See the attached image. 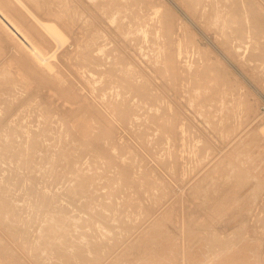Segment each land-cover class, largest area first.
I'll list each match as a JSON object with an SVG mask.
<instances>
[{
	"label": "rangeland",
	"instance_id": "374dc122",
	"mask_svg": "<svg viewBox=\"0 0 264 264\" xmlns=\"http://www.w3.org/2000/svg\"><path fill=\"white\" fill-rule=\"evenodd\" d=\"M21 1L41 16L27 0ZM76 1L83 5L84 0ZM120 1L106 0V8H101L106 14L118 12L113 23L103 11L87 9L97 16L86 43L75 53L78 30L61 26L68 38L56 56L61 85L30 67L20 49L0 33V186L12 184L0 189V203L10 216L0 227L4 243L21 254L22 246L34 243L39 224L35 219L42 212L32 208L39 198L38 193L35 199L30 196L32 189L67 207L69 221L76 223L54 247V254L66 260L96 245L100 259L105 258L99 264H179V258L186 264H264V0H244L245 9L234 7L225 25L214 23L210 11L202 12L209 0ZM154 6L160 8L157 15H152ZM8 8L13 16L22 14ZM71 13L73 20L80 14ZM139 15L149 21L137 20ZM159 15L170 23L165 30L170 35L161 33L167 27L162 18L157 20ZM237 18L238 28L233 27ZM158 24L161 28L154 29ZM138 27L152 35L130 36L129 30ZM100 28V39L89 40L91 31ZM158 33L166 37L156 38ZM125 81H132L129 89ZM137 84H147L142 87L145 93L148 87L147 98H140ZM135 86L137 94L132 92ZM121 102L128 107L125 114L110 109L116 103L123 106ZM104 131L110 134L107 141L101 138ZM81 177L94 178L95 186L90 188L86 180L78 184ZM8 202L16 213L24 212L14 236L5 229L11 225ZM102 204L110 206L103 207L102 222L88 226L86 220L102 210ZM82 206L88 207L86 212ZM28 222H33L28 227L31 237L19 239L18 229ZM100 223L113 233L103 235L100 231L107 227ZM125 226L127 231H122ZM82 233L87 240L79 238ZM207 234L220 236L215 238L219 241L223 237V243L214 249L204 242ZM41 256L49 264L46 253Z\"/></svg>",
	"mask_w": 264,
	"mask_h": 264
},
{
	"label": "bare ground",
	"instance_id": "6f19581e",
	"mask_svg": "<svg viewBox=\"0 0 264 264\" xmlns=\"http://www.w3.org/2000/svg\"><path fill=\"white\" fill-rule=\"evenodd\" d=\"M30 4H32L40 13H41V16H37L36 14H34L26 5H24V3L21 1V0H0V33L1 34H3L8 40H10V41H12V43H13V45L16 47V48H18V50L20 51V53H21V57L25 60V62L26 63H29V66L30 67H32L33 69H35V70H37V71H39V72H42V73H46V76H50L49 78H51L52 80H55L54 82L57 84V85H61L63 82H64V80H62V78L60 77V75H59V73H57V70H56V56H57V54H58V52L61 50V48L62 47H64L65 46V44L67 43V41H68V38H67V36L64 34V32L61 30V26H62V28L63 29H68V30H70V31H75V30H78V33H79V39L77 40V43L73 46V49H72V53H75V52H77V51H79L80 50V48H81V44H82V42H84V43H86V40L88 39V37H87V33L89 32V30L92 28V26H91V24H92V19H94V18H96V16L97 15H95V16H91V15H89L88 14V10L87 9H95L97 12L99 11H103V13H105L104 11L105 10H103L104 8H106V7H104V5H105V3H106V0H104V2H103V0L101 1H99V0H84V2H83V5H81L80 4V2L79 1H76V0H27ZM82 1V0H81ZM108 1V0H107ZM110 1V0H109ZM118 1V0H117ZM122 1V0H121ZM121 1L119 2V3H121ZM126 1V0H125ZM128 1V0H127ZM229 3H231V4H229ZM104 4V5H103ZM127 4V3H126ZM126 4L124 5V6H126ZM138 4H141L140 2L139 3H137L136 2V5H138ZM12 6V7H14V8H18L20 11H21V15H19L20 17H18V16H13V15H11L10 14V12H9V8H8V6ZM109 5H111L110 3L108 4V5H106L107 6V8H109L110 6ZM120 6L121 5H123V4H119ZM109 6V7H108ZM208 6V7H207ZM103 7V9L101 10V8ZM121 7H123V6H121ZM153 6H151L150 8H152ZM238 8V9H240V8H243V9H245V4H244V0H209V3L207 2L206 3V6H205V8L202 10V12L205 14V13H207L208 11H210V14L213 16V18L214 17H216V21L214 22V23H220V24H223V25H225V24H227L228 23V17H229V15H231V13H232V10H233V8ZM124 8V7H123ZM154 8H155V6H154ZM158 9H154V13H152L151 12V9H148V10H150L149 12L150 13H152V15H157L158 13H159V7H157ZM118 9V11H119V9H120V7L119 8H117ZM207 9V10H206ZM116 10V9H115ZM121 10V9H120ZM75 12V14H74V16L77 14L78 15V12L80 13L79 14V16L77 17V19H78V21H76L75 19L73 20L72 18V13L71 12ZM114 12V11H113ZM117 14H118V12L117 11H115ZM135 12H137V11H135ZM134 12V13H135ZM217 12H219V14H217ZM116 13H113V14H111L110 12L109 13H105L104 15H108V17H107V19H108V22H110V23H113L114 22V20H115V17H113V15L115 14L116 16H117V14ZM147 13H148V11H147ZM147 13L145 14V15H147ZM161 13H162V10H161ZM109 14H111V15H109ZM120 14V13H119ZM137 14V13H136ZM215 14H217V15H219L220 17L218 18L217 16H215ZM138 15V14H137ZM145 15H143L144 17H146ZM151 15V16H152ZM72 18H71V17ZM134 16V15H133ZM149 16H150V14H149ZM160 17L157 19V20H159V19H161L160 21H163V16L161 17V15H159ZM140 17H142V15H139V18H137V20H141V22H143V21H145L146 20V18H147V20L149 19V17H146V18H144V17H142L143 19H145V20H143L142 18H140ZM75 18V17H74ZM135 18V17H134ZM133 18V19H134ZM22 19H25L24 21L22 20ZM118 19V18H117ZM238 20H235L234 22H233V24H234V26L233 27H236V28H238L240 25H241V19L240 18H237ZM136 20V22H138ZM154 20H155V18H154ZM118 21V20H117ZM119 21H120V19H119ZM135 21V19L133 20V22ZM149 21V20H148ZM147 21V22H148ZM156 21V20H155ZM217 21H219V22H217ZM139 23L138 22V24H142V23ZM159 21H157L156 23H158ZM163 22H166L165 20L163 21ZM163 22H161L160 24L162 25V29L163 28H166L167 26H166V24L168 23V22H166V23H164L165 24V26L166 27H164V25L162 24ZM118 23V22H117ZM132 23V22H131ZM149 23V22H148ZM119 24V23H118ZM117 24V25H118ZM132 24H136V26H137V23H132ZM145 24V23H144ZM153 24V23H152ZM170 23H168L167 25H169ZM216 24H215V26H216ZM220 24H217V25H220ZM150 25H151V23H150ZM150 25H149V27H150ZM119 26V25H118ZM131 26V25H130ZM135 25H132V28L134 29V28H136V27H134ZM140 26V25H139ZM155 26H159V24L158 25H154V27ZM181 26V25H180ZM120 27V26H119ZM118 27V28H119ZM141 27V26H140ZM140 27H138L137 29H136V31H134V30H132L133 32H131L130 30H129V32L130 33H132V34H130V36L131 35H133V34H135V32L136 33H138V35H139V33H141V35H143L142 37L145 39V37H146V34L148 33V34H151V28H152V26L150 27V30L148 31V30H144L143 28H140ZM143 27V26H142ZM144 27H146V25L144 26ZM149 27H146V29L147 28H149ZM160 27V26H159ZM159 27H155L154 29H159ZM169 27H171V26H169ZM216 27H218V26H216ZM220 27V26H219ZM223 27V29L224 28H226V26H221V28ZM117 28V27H116ZM129 28V27H128ZM127 28V29H128ZM131 28V29H132ZM161 28V27H160ZM126 29V30H127ZM139 29V30H138ZM161 29V30H162ZM170 29V28H169ZM168 29V27L166 28V29H164V31H162L161 33H165V32H167V34H169V32L168 31H165V30H169ZM102 30L103 29H94V30H92L91 31V34H90V37H89V40L90 39H92L93 41L95 40V41H98L100 38V36L99 35H101L102 34ZM118 30V29H117ZM119 30H120V28H119ZM161 30H158V32H160ZM171 32H172V30H170ZM153 33L155 32V31H152ZM124 33V32H123ZM163 33V34H164ZM172 33H176L175 31H173ZM171 33V35L173 36V34ZM125 34H126V32H125ZM147 34V35H148ZM155 34H156V32H155ZM159 35H158V37H156V38H161V37H159L160 35H163V34H160V33H158ZM166 34V35H167ZM124 35V34H123ZM129 35V33L127 34V36ZM136 36H137V34H135ZM152 35V34H151ZM170 35V34H169ZM176 36H177V34H175ZM41 36L46 40V42H47V48H45V44L42 42V38H41ZM102 36V35H101ZM134 36V35H133ZM140 36V35H139ZM156 35H154V37H155ZM165 35H163L162 36V38L164 37ZM168 36V35H167ZM172 36H168V38L167 39H169L170 37H172ZM179 36H181V35H179ZM125 37H126V35H125ZM141 37V39H143ZM153 37V36H152ZM153 37V38H154ZM166 37V36H165ZM180 38V37H179ZM182 38V37H181ZM180 38V39H181ZM248 38H249V35H248ZM150 39V38H149ZM148 39V40H149ZM176 39V38H175ZM147 40V39H146ZM147 40V41H148ZM157 41H158V39H156ZM161 40V39H160ZM159 40V41H160ZM165 40V39H164ZM182 40V39H181ZM144 41V40H143ZM154 41H155V38H154ZM170 42H171V40H170ZM169 42V43H170ZM177 42H178V40H177ZM141 43H142V41H141ZM144 43V42H143ZM146 43V42H145ZM144 43V44H145ZM154 43H156V41L154 42ZM154 43H152V44H154ZM158 43V42H157ZM182 43H183V40H182ZM148 44H151L150 43V41H149V43ZM173 44H175V43H173ZM161 45V44H160ZM159 44H158V46H160ZM170 46L172 45V44H169ZM151 46H153V45H151ZM156 46H157V44H156ZM152 47V48H156V50L158 49V47ZM162 47V46H161ZM161 47H159V48H161ZM163 47H165L166 48V46H163ZM172 47V46H171ZM174 47V46H173ZM175 47H176V44H175ZM174 47V48H175ZM142 48V47H141ZM182 48H183V44H182ZM140 49V48H139ZM164 49V48H163ZM143 49H141L140 51H142ZM182 50V49H181ZM96 51H97V53L99 54H101V52H103V47L102 46H99L97 49H96ZM152 51V50H151ZM159 51V50H158ZM160 51H161V49H160ZM163 51V50H162ZM161 51V52H162ZM176 51V50H175ZM183 51V50H182ZM159 52H157V54H158ZM182 53V52H181ZM176 54H177V52H176ZM180 55V54H179ZM169 56V55H168ZM159 57H160V55H159ZM171 58H173V56L172 55H170L169 56V59L171 60ZM156 60H158L159 61V63L158 64H160L161 65V63H160V59L158 58H156ZM158 61H156V62H158ZM155 62V63H156ZM2 63V62H1ZM1 63H0V67H1ZM4 64V63H3ZM157 64V65H158ZM160 65H158L157 67H159ZM188 65V64H187ZM123 66V65H122ZM190 66V65H189ZM125 67V66H124ZM263 68L264 67H261V69L263 70ZM15 70V69H14ZM120 70H121V68H120ZM124 71V70H123ZM161 70H159V72H160ZM126 73L125 74H127V71H125ZM164 71H162V73H163ZM10 73H12V72H10ZM15 73H17V72H15ZM161 73V72H160ZM165 73V72H164ZM163 73V74H164ZM18 74V73H17ZM123 74V73H122ZM15 75V74H14ZM125 76V75H124ZM127 76H130L129 74L127 75ZM131 76H132V72H131ZM126 77V76H125ZM134 76H132L131 78H133ZM14 80V79H13ZM12 81V80H11ZM17 81V80H16ZM15 80H14V82H16ZM91 81V82H90ZM90 83L91 84H93L92 86H95L96 84H97V81L94 79V75L92 74V76H91V79H90ZM10 82V81H9ZM88 82V83H89ZM130 82V81H129ZM125 83V86H127L128 87V89H129V85L131 86L132 85V81L129 83V85H128V81H125L124 82ZM134 83V82H133ZM144 83H147V81L146 82H144ZM143 83V84H144ZM2 84H3V82H2ZM5 84V83H4ZM4 84L2 85V86H4ZM6 84H8V83H6ZM5 84V85H6ZM11 84V83H10ZM149 84V83H148ZM9 85V84H8ZM12 85V84H11ZM150 85V84H149ZM148 85V86H149ZM89 87H91L90 85H88ZM124 86V87H125ZM138 86H140V85H138L137 84V87ZM145 87V86H147V84L146 85H142V87ZM133 87V86H132ZM136 86H135V88H133V90H132V92H135L136 91V88H137ZM142 87H138V89H139V92H138V89H137V92L140 94V98H143V97H145V98H147L146 97V94H148V92H147V88H146V93H145V89L144 88H142ZM90 89H92V88H90ZM93 89H94V87H93ZM127 89V90H128ZM132 88L130 87V90H131ZM135 89V90H134ZM95 91V90H94ZM197 91H198V89H197ZM137 92H135V94H137ZM195 93H196V91H195ZM106 94V93H105ZM139 94H138V96H139ZM102 96H103V94H102ZM101 96V97H102ZM145 98H143V99H145ZM154 98V97H153ZM157 99L159 98V97H156ZM102 99V98H101ZM100 99V100H101ZM107 99V98H106ZM239 100L241 99L240 97L238 98ZM103 101H104V99H102ZM152 100H155V98L154 99H152ZM235 100V99H234ZM102 101V104L104 103V102H106V103H108V104H110V102L109 101H104L103 102ZM234 102H238L237 101V99L234 101ZM240 102H241V100H240ZM105 103V104H106ZM121 105H123V103L121 102L120 103ZM236 104V103H235ZM239 104V103H238ZM107 106H109V105H107ZM114 106V104L111 106V108L110 109H112L113 111H120L122 114H125L126 113V111H127V109H128V107H127V105L124 107V105L123 106H120L119 105V103L117 104L116 103V105H115V107H113ZM113 107V108H112ZM8 109V108H7ZM110 109H108V110H110ZM9 110H12L11 108H9ZM111 110V111H112ZM8 111V110H7ZM10 112V111H9ZM6 114H8V112L6 113ZM10 115V114H9ZM5 116L6 115H4V119H6L5 118ZM1 118H3V116L1 117ZM9 118V117H8ZM7 118V119H8ZM6 119V120H7ZM1 120V119H0ZM4 121V120H3ZM3 121H1V122H3ZM9 126V125H8ZM162 129V128H161ZM169 129V131L172 129V128H168ZM158 130H159V132L161 131V133H162V130H160V127L158 128ZM157 130V131H158ZM172 131V130H171ZM167 132V131H166ZM158 134H160V133H158ZM167 133H164L163 135H166ZM261 134H262V136H261ZM108 135H110L109 134V131H104L103 132V134H102V136H101V138H105V140L107 139L108 140V138L107 137H110V136H108ZM163 135H160V136H163ZM165 137V136H164ZM260 137H263V138H261V140H264V123H262V125H261V133H260ZM163 138V137H162ZM106 140V141H107ZM264 142V141H263ZM262 142V143H263ZM194 148V147H193ZM196 149V148H195ZM193 150V149H192ZM190 152H192V151H190ZM190 152H189V154H190ZM195 153V152H194ZM193 155V154H192ZM195 155H196V153H195ZM50 158H52L51 156H49ZM190 157V156H189ZM96 158H97V156H96ZM95 158V159H96ZM100 158V157H99ZM99 158H97L98 160H99ZM102 158V157H101ZM192 158V157H191ZM96 159V160H97ZM190 159V158H189ZM73 163V162H72ZM74 164V163H73ZM237 169H235V172H236V170H238V166L236 167ZM239 168H240V166H239ZM239 171L240 170H238V172L237 173H239ZM241 175H242V178H244V177H246V176H244L242 173H240ZM241 175H240V177H238V175H237V177L238 178H241ZM235 176H236V174H235ZM244 176V177H243ZM248 177V176H247ZM246 177V179H248ZM245 179V180H246ZM83 180H86V182L88 183V185L90 186V188H92V187H94L95 186V184H96V180L94 179V178H92V177H86V178H84V177H81L80 179H78V184H81L82 182H83ZM240 180V179H239ZM18 182H19V180H17ZM17 181H15V183H17ZM21 181V185H22V180H20ZM241 181V180H240ZM9 182L10 181H8V183L7 184H9ZM12 182H14V181H12ZM23 183H25L24 181H23ZM153 183V182H152ZM151 183V184H152ZM155 183V182H154ZM6 184V185H7ZM17 184H19L20 185V183H17ZM156 184V183H155ZM25 185H26V183H25ZM25 185H22V186H25ZM154 185V184H153ZM8 186H12V184L10 183ZM8 186H5V184H4V186L2 185V186H0V189H2V191L3 190H7V188H9ZM109 185H107L106 187H108ZM157 185H155V187H156ZM248 186V185H247ZM5 187H7L6 189H5ZM19 187H21V186H19ZM150 187L152 188V186L150 185ZM151 188H150V190H151ZM157 188V187H156ZM155 188V189H156ZM246 188V187H245ZM28 191H32L33 193H35V195L32 193H30L31 195L30 196H36V194L38 193V197L39 198H37V196H36V199H38V202H35V205L34 206H32V208H33V210L35 211V213L36 214H38L39 212H42V216L40 217V218H36V217H34V218H36L35 219V221H37L39 224H37L38 226L36 227V229L38 228V233H37V235H36V237H35V239H34V243H31V244H29V247H27V246H22L23 247V250H24V253L22 252V254H25L26 256H22V258H21V252L19 253V251L17 252H15V251H13V250H11L8 246H9V244H7V243H4V239H3V237L1 236V234H0V264H44V262L46 261V259L45 258H43L41 255L43 254V253H46V255H47V257H48V261H49V264H99V262L101 261L102 263H103V261H105V258L103 259V260H101L100 259V253H101V251H100V249L98 250V247L96 248V245H90V246H88V248L85 250V251H83V252H77V253H73V254H71V255H68L67 256V260L66 259H64V258H61V257H59L57 254H54V247H55V245H56V242H61L62 241V239L64 238V235L66 234V232H69L71 229H73V228H76V223H74V222H72V221H69V218H68V216H67V207H63V206H61V205H59V206H57V205H55V203L57 204V202H53V199L51 200L52 202H49V197L48 196H46V193L45 192H36V191H33L32 189H29ZM157 192L159 191L158 189L156 190ZM231 191H232V189H231ZM5 192V191H4ZM156 192V193H157ZM153 193V192H152ZM27 194V193H26ZM1 195H2V193L0 192V197H1ZM69 196H70V194H68ZM29 196V195H28ZM28 196H26L25 198H26V200H27V198H29V201H30V198L31 197H28ZM154 196V195H153ZM24 197V196H23ZM155 197V196H154ZM25 198H23V199H25ZM34 198V197H33ZM32 198V199H33ZM35 199V198H34ZM33 199V200H34ZM37 201V200H36ZM157 202V201H156ZM13 204V202H8V206L10 207V210H8V211H10V215H11V225H9V230H8V225L6 226V230L8 231V234H9V231L13 234V232H14V230L15 229H17L16 227L19 225V220L21 219V217H23V215H22V213H24L23 212V210H18V212L16 213V209H15V206L14 205H12ZM108 206V205H107ZM106 206V204L104 205V204H102V210H100L98 213H96V214H94V215H91V216H89V218L86 220V222L85 223H88V226H96V222H102V220L100 221L99 219H103V207L105 208H110V206L109 207H107ZM114 206H112V210L114 211V209H115V212H116V210L118 211V208H113ZM136 207L138 208H140V206H138V205H136ZM6 208L7 207H5L3 204H1L0 203V227H1V229H3L4 227H3V225H2V223H3V221H5V217H10L9 216V213L6 211ZM87 206H86V208H85V206H82V208H81V210L82 209H84V210H82V211H85L86 212V210H87ZM86 209V210H85ZM32 210V211H33ZM22 211V212H21ZM6 215V216H5ZM139 217V216H138ZM33 218V219H34ZM31 222V221H30ZM30 222H28L27 224H26V227L22 230V229H18V233H19V239H25L26 237H29L28 235H30V231L28 232V230H29V224H30ZM33 222H34V220H33ZM33 222H32V224H33ZM36 223V222H35ZM32 224H30V225H32ZM95 224V225H94ZM36 224H34V226H35ZM100 226H103V225H106V223H102V225H101V223L99 224ZM108 225V224H107ZM106 225V227H107V229L105 230V229H103V230H105L106 232L104 233L103 232V230H101L100 232L103 234V235H110V234H112L113 232H112V230H111V228H110V230H109V228H108V226ZM123 224H121L120 225V227H118V229L120 228L121 229V226H122ZM184 225H186L187 226V224L186 223H184ZM99 226V227H100ZM133 226V225H132ZM135 226V225H134ZM29 227V228H28ZM98 227V228H99ZM105 227V226H104ZM103 227V228H104ZM123 227V226H122ZM136 227V226H135ZM97 228V227H96ZM183 228V227H182ZM184 228H186L185 226H184ZM239 228H240V226H239ZM239 228H237L238 230H239ZM0 229V230H1ZM123 229V228H122ZM133 229H134V227H133ZM100 230V229H99ZM238 230H237V232H238ZM122 231H127V228H126V226L124 227V229L122 230ZM236 231V230H235ZM234 231V232H235ZM1 233V232H0ZM29 233V234H28ZM203 233H205V232H203ZM85 233H82L80 236H79V238H81L82 240H84V237H85ZM203 235V234H202ZM208 235H210V234H207V236ZM13 236H14V234H13ZM87 236V235H86ZM206 236V237H207ZM30 237H31V235H30ZM216 237H218L217 239H220L219 237L220 236H217L216 235ZM215 237V238H216ZM86 238V237H85ZM214 237H213V234H211L210 236H208L207 238H203V239H206V240H204V242L206 241V244H207V242H209L208 244H210L212 247L214 246V245H216V243H217V245H219L218 243H220V242H222L223 243V241H221L222 240V238L223 237H221V240L219 241V240H217V239H215ZM22 239V240H23ZM88 238H86V240H87ZM115 239V238H114ZM234 239V238H233ZM224 240V239H223ZM230 240V239H229ZM116 242V241H115ZM27 243H29V242H27ZM27 243H25V244H22V245H28ZM200 243V242H199ZM221 244V243H220ZM205 245V244H204ZM98 246V245H97ZM206 246V245H205ZM204 246V247H205ZM221 246V245H220ZM219 246V247H220ZM25 247H27V248H25ZM100 247V246H99ZM206 247H208L209 249H213V248H210L209 246H206ZM218 247V246H217ZM217 247H215V248H217ZM207 248V249H208ZM214 248V249H215ZM102 249V248H101ZM174 250H176V249H174ZM174 250H171V252L172 251H174ZM22 251V250H21ZM51 251H53V253L51 252ZM104 251H102V253H103ZM17 253H19V254H21V255H18ZM51 253H52V255L54 254V255H56L57 256V258L58 259H55L56 258V256H55V258L54 257H52V258H54V259H52L51 260ZM56 253V252H55ZM51 255V256H50ZM53 255V256H54ZM50 256V257H49ZM26 257V258H25ZM24 258V259H23ZM183 259V258H182ZM182 259H180L179 258V264H182V263H185V262H180V260H182ZM55 260H57V261H55ZM100 260V261H99ZM175 260H177V258H175ZM52 261V262H51ZM56 263H55V262ZM171 261H173L172 259H171ZM54 262V263H53ZM172 263V262H171ZM173 263H176V262H173ZM186 264V263H185ZM187 264H188V262H187Z\"/></svg>",
	"mask_w": 264,
	"mask_h": 264
},
{
	"label": "built area",
	"instance_id": "2783aa9c",
	"mask_svg": "<svg viewBox=\"0 0 264 264\" xmlns=\"http://www.w3.org/2000/svg\"><path fill=\"white\" fill-rule=\"evenodd\" d=\"M262 108L264 109V103H263V107Z\"/></svg>",
	"mask_w": 264,
	"mask_h": 264
}]
</instances>
